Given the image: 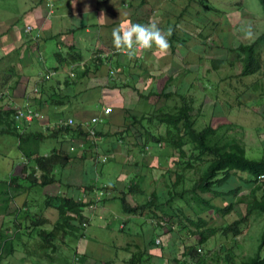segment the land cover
Wrapping results in <instances>:
<instances>
[{
  "label": "crops",
  "instance_id": "crops-1",
  "mask_svg": "<svg viewBox=\"0 0 264 264\" xmlns=\"http://www.w3.org/2000/svg\"><path fill=\"white\" fill-rule=\"evenodd\" d=\"M205 1L51 0V14L46 0H0V108L30 106L39 111L42 119L17 123L26 132L48 135L60 120L72 119L86 134L87 128L101 133L93 141L73 128L50 138L55 148L44 154L41 146V154L57 150L65 158L53 170L56 181L34 188L21 181L22 189L8 206L0 196V232L13 242L4 254L0 250V264H130L135 254L156 248L153 239L162 251L149 249L153 258L150 263L145 258V264H175L171 248H180V240L175 242L178 226L160 225L147 212L126 213L117 203L124 197L135 207L153 194H159L163 205L171 199L178 153L161 144L143 148L144 129L135 127V118L166 108L170 101L160 98L163 92L183 90L189 96L199 91L204 25L198 16L211 4ZM128 19L157 23L165 32L175 28L168 54L153 49L128 59L117 52L111 33ZM28 26L34 31L27 32ZM16 146L19 150V142ZM16 163L9 179L27 164L21 152ZM95 183L104 195L83 210L84 237L75 239L65 227L56 242H46L39 230L53 231L59 213L46 207L47 199H36V191L41 190L43 199L64 195L88 202L100 192L88 190ZM43 219L47 224L41 227ZM71 224L80 228L79 222ZM92 227L103 235L90 232Z\"/></svg>",
  "mask_w": 264,
  "mask_h": 264
},
{
  "label": "trees",
  "instance_id": "trees-1",
  "mask_svg": "<svg viewBox=\"0 0 264 264\" xmlns=\"http://www.w3.org/2000/svg\"><path fill=\"white\" fill-rule=\"evenodd\" d=\"M260 3L264 11V0H260ZM205 7L217 11L214 7L206 5ZM217 27L218 23L215 22H212L209 28L203 27L201 37L204 40V54L208 53L209 51L207 52V50L211 48L206 43L209 39V34L206 33V30H213ZM175 32L174 28L173 34ZM190 38L191 35L187 34V40ZM219 38L223 41L222 46L236 55V59L241 66L239 77L248 78L261 75L264 68L262 58L264 33L252 44H241L237 48H234L230 43L229 37L220 35ZM210 62L212 70L219 71L222 66L228 63V60L212 59ZM229 65L234 66L230 62ZM115 86L113 85L112 87ZM257 86L258 84L254 86V91L257 90ZM212 87L215 88V85L211 84ZM159 96L170 101L167 104L168 106L166 108L162 107L149 116H143L140 120L135 118V127L137 126L136 124H140L144 129V133L142 134L143 148L149 145L161 144L177 151L176 170L172 172V176L176 177V181L173 182L170 191L171 199L163 205L160 203L162 198H160L159 194H153L146 204L131 207L123 197L121 199L122 209L130 214L147 212L157 219L160 225H162L161 223H165L171 227L178 226L180 231L182 229L185 230L186 227L190 228V236L195 237L197 242L194 245L185 244V251L181 255L183 257L182 260L178 256L177 248H171L172 261L175 264H237L235 256L229 254H227L225 259L219 254L217 261L211 263L205 255L201 254L199 249L219 233L225 236L232 234L233 237L238 238L242 234V225L250 221L254 215L264 216V180H259L261 176H264V154L259 158H249L243 144L235 139H226L223 135L224 125L217 128L207 125L199 129L196 117L193 115L195 99L192 96H186L182 91L163 92ZM216 104V108L217 106L221 107L220 104ZM33 110L40 113L35 109ZM17 112L18 110L14 108H0V137H16L19 142V151L27 162L21 174L12 176L8 181L0 182L2 189L0 196L6 198L5 204L7 206L22 189L21 181H27L28 185L32 188L35 186L46 187L56 181L55 176H53V170L60 165H64L65 158L57 150H54L48 156L41 154V146L47 139L57 137L59 133L70 132L73 128L81 135L91 136L88 132L87 134L85 133V128L82 125L56 129L48 135L42 132H26V130H23L17 124ZM216 114L218 113L215 111ZM129 127L116 135L124 134V132L128 131ZM161 127L164 128V132L161 130ZM100 134L99 131H96V137H100ZM96 137H92L93 141H95L94 138ZM187 147L192 148V150L190 149L191 153L186 150ZM195 162L199 164L196 170L199 177L196 180H193L195 179L193 178V182L190 184L192 185L191 188H187L185 184L191 180L189 177H186L185 173L186 170L195 169ZM4 189L5 191H3ZM96 189L100 190L97 183L88 187V190L91 192ZM244 189L249 190L248 194H242ZM206 194L210 195V197H205L204 195ZM188 195L190 198L193 197L192 199L197 201L200 206H204L208 211H213L223 217L233 213L236 207L241 204L247 206L246 213L231 224L217 228L210 225V222L205 218L198 217L194 219L190 217V207L186 209L181 208L177 200L184 201ZM217 198H220L225 205L217 206L214 204V199ZM95 201V197L91 198L88 202L68 198L64 195L49 197L46 207L56 209L59 213V220L53 231L48 232L41 229L39 230V234L45 238L46 242L52 243L57 241V237L63 228L69 227L71 229L70 233H73L75 239L84 237L83 225L86 224L87 220L83 216V210L95 203ZM170 205L176 207L173 209ZM164 206L167 209L170 207L169 210L171 209V211L162 210ZM70 214L74 215V217L70 216ZM73 221L79 222L82 230L76 226H72L71 223ZM46 224L47 220L43 219L41 227H44ZM178 232L175 231L177 236L175 239L181 242L182 235ZM2 233L0 235V239L2 240L0 250L4 254L6 248H13V242L7 240V237L3 236ZM154 242L155 239L152 241V247L156 246V248H145V251L135 254L129 261L130 264H145V258L150 263L153 257L147 254V251L149 249L162 251V248H158ZM240 264H264V234L258 253L254 257L242 260Z\"/></svg>",
  "mask_w": 264,
  "mask_h": 264
},
{
  "label": "rangeland",
  "instance_id": "rangeland-1",
  "mask_svg": "<svg viewBox=\"0 0 264 264\" xmlns=\"http://www.w3.org/2000/svg\"><path fill=\"white\" fill-rule=\"evenodd\" d=\"M207 1L211 3L208 4L209 7H214L217 11L208 8H204L203 11L200 9L202 12H200L198 20L203 21L202 25L209 28L212 23L211 20L217 19L218 27L213 30H206V33L209 34L206 43L211 48L207 50L208 53L204 54V60L202 61L199 91H193L189 95L197 100L193 115L196 117L199 129L207 125H212L214 128L224 125L223 135L226 139H235L243 144L249 158L262 157L264 154V68L261 75L248 78L239 77L241 66L236 59V55L225 49L222 46L223 41L219 38L220 35L229 37L228 39L234 48L241 44H252L264 33L262 5L260 0ZM200 31L198 30L197 34ZM189 46L191 47V45ZM262 53L264 67V48ZM212 59L228 60V63L222 66L219 71H214L210 62ZM229 62L234 66L229 65ZM211 84L215 85V88H211ZM256 84H258L257 90L254 91ZM216 103L220 104L221 107L217 106L216 108ZM215 111L218 114L215 115ZM161 130L164 132L163 127H161ZM53 139L55 138L53 137ZM53 139H49L42 144V153L45 154L46 151L55 148L56 143ZM17 142L18 139L14 136L0 137L1 182L8 181L9 176L14 171L15 163L19 159L20 152L16 146ZM166 149L170 148L166 147ZM190 149L192 150L191 147H187L186 150L191 153ZM194 164L195 169L186 170L185 173L186 177L191 180L185 184L187 188H191L192 185L190 184L199 177L196 172L199 164L196 162ZM174 168L176 170V166L172 168V172L175 171ZM37 192H40V195L36 196V199L46 203L48 198L44 196L43 199L41 190H37ZM248 192L249 190L244 189L242 194H248ZM190 196L192 195L190 194ZM190 196L188 195L184 201L177 200V203H180L181 208H191L190 217L194 219L198 217L205 218L210 222V225L217 228L231 224L246 213L247 206L241 204L236 207L233 213L223 217L213 211H208L204 206H200ZM204 196L210 197L207 194ZM185 201L188 202L185 203ZM213 203L217 206L225 205L220 198L214 199ZM117 205L122 209L121 203L118 202ZM170 207L174 209L176 206L170 205ZM1 220L2 217H0V222ZM186 229L178 232L181 233L183 239H181L180 248H177L181 260L183 259L181 255L185 251V244L194 245L197 242L195 237L190 236V228L186 227ZM241 229L242 234L238 238L233 237L232 234L225 236L219 233L199 249L201 254L205 255L211 263L217 261L219 254L223 259L226 258L227 254L235 256L237 264H240L244 259L254 257L258 253L264 234V216L254 215L250 221L241 226ZM99 230L98 227H92L90 232L102 236L103 233ZM175 242L177 243V239Z\"/></svg>",
  "mask_w": 264,
  "mask_h": 264
},
{
  "label": "clouds",
  "instance_id": "clouds-1",
  "mask_svg": "<svg viewBox=\"0 0 264 264\" xmlns=\"http://www.w3.org/2000/svg\"><path fill=\"white\" fill-rule=\"evenodd\" d=\"M72 5L75 7L76 3L73 2ZM49 6H51V2ZM103 18L101 16V19ZM172 34L171 27L165 32L157 23L141 24L128 19L121 21L117 27L113 28L111 36L115 50L128 59H134L141 50L155 49L161 54H168L171 47L169 37Z\"/></svg>",
  "mask_w": 264,
  "mask_h": 264
},
{
  "label": "built area",
  "instance_id": "built-area-1",
  "mask_svg": "<svg viewBox=\"0 0 264 264\" xmlns=\"http://www.w3.org/2000/svg\"><path fill=\"white\" fill-rule=\"evenodd\" d=\"M51 2V0H46L47 6L50 8V13H53V9H54V4L51 2V6H49V3ZM27 32L31 33L32 31H34V27L33 26H28L26 29ZM145 52V50H141L140 53ZM17 115H16V120L17 122H32L35 119H42L43 116L34 111L30 106L24 107V108H19L17 109ZM111 112V108H107L105 110V113L109 114ZM93 123L98 122L97 118H94L92 120ZM69 126H74V121L71 120H60L56 125H54L55 129H60V128H67ZM85 128V127H84ZM86 129V128H85ZM86 132H88L92 137H96V130L94 128H87ZM260 181L264 180V176H261L259 178ZM104 195L103 191L98 192L97 196H96V201L99 202L101 197ZM84 226H87V224H84Z\"/></svg>",
  "mask_w": 264,
  "mask_h": 264
}]
</instances>
